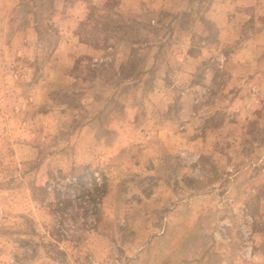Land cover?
Listing matches in <instances>:
<instances>
[{
  "label": "rangeland",
  "instance_id": "rangeland-1",
  "mask_svg": "<svg viewBox=\"0 0 264 264\" xmlns=\"http://www.w3.org/2000/svg\"><path fill=\"white\" fill-rule=\"evenodd\" d=\"M0 264H264V0H0Z\"/></svg>",
  "mask_w": 264,
  "mask_h": 264
},
{
  "label": "crops",
  "instance_id": "crops-1",
  "mask_svg": "<svg viewBox=\"0 0 264 264\" xmlns=\"http://www.w3.org/2000/svg\"><path fill=\"white\" fill-rule=\"evenodd\" d=\"M218 24V26H221L219 23H217Z\"/></svg>",
  "mask_w": 264,
  "mask_h": 264
}]
</instances>
